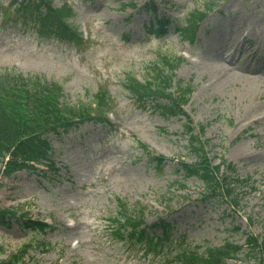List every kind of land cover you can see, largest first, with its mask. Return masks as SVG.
<instances>
[{
  "label": "rangeland",
  "instance_id": "374dc122",
  "mask_svg": "<svg viewBox=\"0 0 264 264\" xmlns=\"http://www.w3.org/2000/svg\"><path fill=\"white\" fill-rule=\"evenodd\" d=\"M62 1L73 7L72 22L86 37L79 47L20 23L13 11L17 4L0 0L16 18L0 17V67L58 81L72 104L107 88L111 123L89 122L61 137L49 135L55 171L46 172L45 162L0 171V208L17 211L9 225H0V257L27 245L19 264H182L173 247L169 253L145 251L113 233L121 199L143 207L146 221L169 220L173 236L200 252L227 240L242 245L236 258L219 264H252L245 238L264 235V0L54 3ZM150 4L159 17H170L159 35L145 33L153 22ZM195 6L205 18L192 41L179 39L174 23ZM225 50L228 59L219 55ZM171 52L183 54L175 75L191 89L182 107L195 125L205 126L210 155H217L214 163L223 154L237 166L230 178L243 179L231 184L236 210L229 202L203 205L198 201L201 182L173 170L176 160L189 159L185 118L163 115L157 109L163 96L143 98L122 86L128 72L139 78L151 74L153 59ZM256 72L261 77L255 79ZM224 76L229 80L218 86ZM140 143L167 157L162 167L149 161ZM22 217L45 220L54 228L44 233L25 229Z\"/></svg>",
  "mask_w": 264,
  "mask_h": 264
},
{
  "label": "trees",
  "instance_id": "16d2710c",
  "mask_svg": "<svg viewBox=\"0 0 264 264\" xmlns=\"http://www.w3.org/2000/svg\"><path fill=\"white\" fill-rule=\"evenodd\" d=\"M16 2V0H14ZM53 0H21L17 2V11L20 13L22 23L35 22L41 34H53L55 37L65 40L67 43L82 44L81 37L70 22L69 16L73 15L71 8L62 2L59 6L52 4ZM152 12L155 15V7ZM2 16L6 14L1 11ZM10 14L8 13V16ZM204 13L197 9L192 10L185 17L186 26L177 25V33L182 38L193 39L195 27ZM168 21L167 17L157 19L158 26L153 30H160ZM152 31V32H153ZM180 58L175 56L167 57L163 55L160 61L156 59L151 64L153 74L144 77V82L134 77L126 76L124 86L135 96L148 98L151 96H163L167 103L158 106L162 113L168 115L184 114L187 121L184 123V133L188 137V151L197 162L186 163L180 161L179 168L184 175H196L203 181L205 191L201 194V202L220 204L225 200L236 203L231 186L230 174H220L219 166L211 164L207 156L205 142L196 133L195 128L187 114L181 108V103L186 101V90L178 86L173 88L174 68L178 65ZM92 102L77 105L66 101L63 87L56 81L47 80L38 74H23L15 69L0 68V163L4 164L3 171H11L24 166L31 167L30 161H41L48 159L50 162V143L47 140L50 133L57 136L62 135L72 129L78 128L86 121H107L103 112L108 106V98L105 90L96 93ZM95 112L96 114H93ZM144 151L149 152L146 145L142 144ZM152 154V153H151ZM155 162L156 167H160L164 157L160 154L149 155ZM221 163L225 164L224 158ZM229 169H234L231 162L226 164ZM236 182L242 180L235 179ZM118 218H115L117 225L114 234L122 236L125 232L128 238L136 236L143 239L147 244L163 248L164 242H174L175 238H170L171 225L162 218H158L151 223L141 219L140 214L133 212V208L125 202L119 205ZM13 218L15 213L9 209H0V222L8 224V219ZM21 225L25 229L44 232L50 225L44 221L25 218L21 219ZM252 247L251 254L254 264H264V237L259 240L250 235L247 238ZM23 250L13 252L7 259L0 258V264H18L24 259ZM239 245L225 242L220 246L207 247L201 253L189 250L186 247L179 249L177 256L187 264H214L220 263L228 257H234ZM3 250L0 245V252Z\"/></svg>",
  "mask_w": 264,
  "mask_h": 264
},
{
  "label": "bare ground",
  "instance_id": "6f19581e",
  "mask_svg": "<svg viewBox=\"0 0 264 264\" xmlns=\"http://www.w3.org/2000/svg\"><path fill=\"white\" fill-rule=\"evenodd\" d=\"M215 50H216V49H215ZM227 50H228V49H227ZM225 52L228 53V51H225ZM241 58H242V60L244 61L245 56H242ZM239 67H241V66H239ZM244 69H245V70H248V71L250 70V69H249L248 67H246V66H245ZM244 69H243V70H244ZM259 69H260V68H259ZM259 77H261V75H260L259 73L256 72V75H255L254 78L256 79V78H259ZM228 80H229V78L224 76V77H222V78L217 82V85H218V86H223Z\"/></svg>",
  "mask_w": 264,
  "mask_h": 264
}]
</instances>
